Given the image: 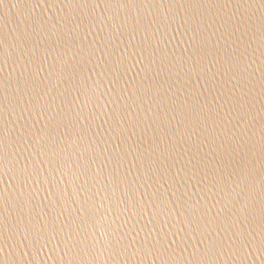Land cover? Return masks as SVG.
<instances>
[{
  "label": "water",
  "instance_id": "95a60500",
  "mask_svg": "<svg viewBox=\"0 0 264 264\" xmlns=\"http://www.w3.org/2000/svg\"><path fill=\"white\" fill-rule=\"evenodd\" d=\"M0 264H264V0H0Z\"/></svg>",
  "mask_w": 264,
  "mask_h": 264
}]
</instances>
